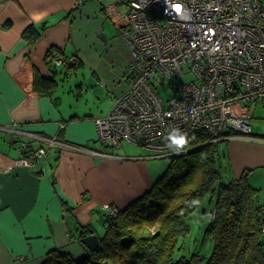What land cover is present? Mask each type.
Instances as JSON below:
<instances>
[{
    "label": "crops",
    "instance_id": "1",
    "mask_svg": "<svg viewBox=\"0 0 264 264\" xmlns=\"http://www.w3.org/2000/svg\"><path fill=\"white\" fill-rule=\"evenodd\" d=\"M101 1L0 0V264H42L49 251H68L79 245V231L66 221V209L77 224L93 226L94 213L104 212L107 204L124 209L157 179L145 162L137 163L148 158L123 157L113 152L115 148L110 157L92 155L91 150L104 152L97 143L94 120L105 115L69 101L64 106L56 94L61 87L65 92L73 89L77 100L86 92L80 81H74L75 88L58 86L60 67L65 68L60 77L76 69L90 74L94 85L105 89L101 94L111 106L127 89L130 54L119 39L117 6L104 9ZM98 6L113 13V37L95 21L101 14ZM29 27L38 33L33 43L22 37ZM101 33L105 41L98 37ZM38 79L54 82L50 95L37 92ZM29 133L44 139L57 136L84 150L47 148ZM3 138L9 139L8 146ZM22 142L31 149L46 148V157L31 167L16 166ZM225 142L228 159L224 155L223 162L228 168L229 161L232 178L264 167V146L259 145L263 141Z\"/></svg>",
    "mask_w": 264,
    "mask_h": 264
},
{
    "label": "built area",
    "instance_id": "2",
    "mask_svg": "<svg viewBox=\"0 0 264 264\" xmlns=\"http://www.w3.org/2000/svg\"><path fill=\"white\" fill-rule=\"evenodd\" d=\"M126 6L119 16V39L130 54L127 89L108 113L94 120L97 143L110 157L122 141L142 147L150 158L175 156L201 132L209 143L258 140L250 116L236 118L230 106L260 103L264 108V3L261 0H116ZM166 85L171 96L163 98ZM165 93V92H164ZM18 130L17 126H13ZM16 133V132H15ZM47 148H84L53 136ZM239 136V137H237ZM255 138V139H254ZM16 166L31 167L46 148L24 142ZM115 215L118 211L113 208ZM109 212H111L109 208ZM264 232V230H263Z\"/></svg>",
    "mask_w": 264,
    "mask_h": 264
},
{
    "label": "trees",
    "instance_id": "3",
    "mask_svg": "<svg viewBox=\"0 0 264 264\" xmlns=\"http://www.w3.org/2000/svg\"><path fill=\"white\" fill-rule=\"evenodd\" d=\"M37 36L30 27L22 34L29 43ZM54 85L43 79L34 83L37 92L45 96ZM185 146L186 151L175 155L140 197L118 209L115 217L103 212L105 230L96 249L90 251L77 240L82 252L72 255L54 249L42 264H264V207L258 201V189L250 185L246 172L237 179L222 180L226 167L217 158V144L209 143L203 133L194 134ZM206 195L214 198L205 228L211 254L207 259L199 252L176 259L174 252L181 249L178 241L189 232L185 219ZM68 209L66 221L73 223L79 237L90 230L95 233L92 225L77 224Z\"/></svg>",
    "mask_w": 264,
    "mask_h": 264
},
{
    "label": "rangeland",
    "instance_id": "4",
    "mask_svg": "<svg viewBox=\"0 0 264 264\" xmlns=\"http://www.w3.org/2000/svg\"><path fill=\"white\" fill-rule=\"evenodd\" d=\"M264 3V0H261ZM105 4L104 9H109L110 7H114L116 4V0H102ZM110 4V7H106ZM117 6V12L119 14H124L127 10L126 6L116 4ZM99 7V6H98ZM97 7V13L101 12L99 17H95V21H99L100 23L103 24L102 28H104L108 34V36L113 37L115 34V29L116 26L112 22V17L113 13L112 12H104L101 10V8ZM104 7V6H103ZM116 17V15H115ZM103 34V33H102ZM65 70L64 67H60L58 69V72L61 73ZM71 74L69 76L65 77H60V74L58 73V80L57 82L58 86H68L69 84H72L73 87L75 88L74 81H80L83 82V90L86 91L84 95L76 100L74 97L75 95V90L72 89L71 92H65L62 91L61 88H58L56 94L63 99V105H67L69 102L71 104H77L82 110H93V112H98L100 116L106 115L108 113L109 107H111V101L108 100L106 95H102L101 93H105V89H100L96 84L94 85L92 77L90 74H87L83 71V69H76V70H71ZM65 78V79H63ZM62 81V82H60ZM63 83V84H62ZM76 84V83H75ZM61 90V91H60ZM160 92L163 94V98H167V96H171V91L167 88L166 85H163L160 88ZM165 92V93H164ZM72 98V100H71ZM76 100V101H75ZM69 101V102H68ZM231 110V115L240 118V117H247V115L250 116V119L248 121L251 134L252 135H257V136H263L264 137V108L262 104L260 103H249V104H240V103H235L230 106ZM239 137V136H237ZM3 145L8 146L9 145V139L3 138ZM234 140H239L236 138H232ZM255 139V138H254ZM91 144V143H90ZM257 144V143H255ZM97 145L93 144L92 146ZM260 146H264V143L260 144ZM82 146V145H81ZM115 150L113 151L115 154H118L120 156H126L127 158L133 157V158H148L145 159L144 161H137V163H142L145 162L146 165L149 166L151 174L157 175V179L162 175V173L166 170L167 166L169 165L170 160L169 159H156V158H150L148 155L150 153L146 152L142 147L137 146L132 143H128L125 141H122L119 146L114 147ZM119 148V149H116ZM227 142H219L217 143V152L219 156L217 157L218 160L221 161L222 167H225L223 158L224 155L225 158L228 159L227 157ZM120 150L121 152H118ZM125 157V158H126ZM228 163V168L226 166V170L224 171L222 169V180L223 181H228V179L232 178L233 175V170L231 169V166L229 167L230 163ZM147 166V167H148ZM248 177V181L250 182V185L258 189L257 196H258V201L259 203L264 207V167H258L255 170L246 171ZM103 208V207H102ZM109 208L111 212H109ZM113 205H105L103 210L106 213H110V217H115V212L112 210ZM214 208V198H212L210 195H206L201 204L185 219L186 224L189 227V232L186 237L178 241V245L181 246V249L178 250L176 249L174 252L173 257L176 259L184 256V257H190L191 254L199 252L200 255L204 256L206 259L210 256L211 251H212V243L211 241L205 237V228L208 222L210 221V218L212 216ZM94 222L93 227L96 231V233H99V236L104 233L105 230V219H104V214L103 212H98L97 214L94 213ZM69 225L72 226L73 224L69 222ZM263 251H264V236H263ZM69 250L66 252H70L72 255H75L77 252H79V249L81 248L77 244H73L69 246ZM80 252H82L80 250ZM79 252V253H80ZM78 254V253H77Z\"/></svg>",
    "mask_w": 264,
    "mask_h": 264
},
{
    "label": "water",
    "instance_id": "5",
    "mask_svg": "<svg viewBox=\"0 0 264 264\" xmlns=\"http://www.w3.org/2000/svg\"><path fill=\"white\" fill-rule=\"evenodd\" d=\"M44 25H45V23H44ZM98 37L101 38L102 41H105L104 34L101 33L100 35H98ZM223 141H226V140L225 139H222V140H219L217 143L223 142ZM174 157L175 156H168V157H160V158H156V159H169V160H171ZM78 241L85 248H87L88 250L92 251V250L96 249V247L98 246V244H99V237L96 234H94L92 230H90L88 235L79 237L78 238Z\"/></svg>",
    "mask_w": 264,
    "mask_h": 264
},
{
    "label": "flooded vegetation",
    "instance_id": "6",
    "mask_svg": "<svg viewBox=\"0 0 264 264\" xmlns=\"http://www.w3.org/2000/svg\"><path fill=\"white\" fill-rule=\"evenodd\" d=\"M59 56V54H57ZM55 58V57H54ZM60 59L64 60L62 57L59 56ZM47 80V79H46ZM52 81V80H51Z\"/></svg>",
    "mask_w": 264,
    "mask_h": 264
}]
</instances>
